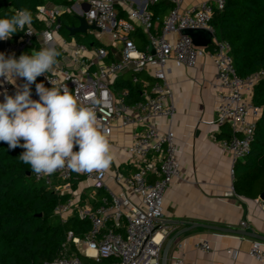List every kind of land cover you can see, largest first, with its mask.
I'll list each match as a JSON object with an SVG mask.
<instances>
[{"label": "built area", "instance_id": "1", "mask_svg": "<svg viewBox=\"0 0 264 264\" xmlns=\"http://www.w3.org/2000/svg\"><path fill=\"white\" fill-rule=\"evenodd\" d=\"M159 1L45 2L36 8L40 27L32 26L34 34L22 31L16 39L10 37L1 51L6 56L14 53L19 58L33 45L34 38L39 44L43 38L47 39L62 55L55 71L49 73L48 78L41 75L36 83L43 82L47 88L52 87L49 79L55 85L67 84L83 105H91L93 98L98 100L96 111L100 128L108 135L114 120H119L120 126L137 123L145 127L127 146L134 165V170L128 174L117 169L102 174H78L66 167L51 175L38 176L33 172L35 181L56 192L70 193L73 185L83 177L100 193L94 206H80L70 196L57 204L54 214L62 223L76 216L86 219L90 226L81 236L67 230L62 254L41 264H100L98 261L102 259L107 260V264H160L162 245L170 230L163 222V196L172 181L180 177L174 133L171 129L162 131L155 122L156 118H172L176 111L167 80L170 60L195 67L202 55L211 58L215 69L210 84L216 93L214 122L218 126L227 124L231 129L225 141L231 177L233 165L249 151L261 111L252 103L253 89L264 79V69L245 76L236 73L228 42L218 38L209 24L213 9L221 10L225 0H202L187 8L180 7L181 0H168L172 8L157 26L149 6ZM64 13L76 19L77 24L82 17L87 25H93L94 29L89 28L86 33L93 36L96 44L86 45L74 36L57 37L60 17ZM183 28L207 29L211 33L207 46L210 49L195 46L188 35L181 33ZM141 31L146 37L144 49L137 47L135 37ZM102 36H106L107 42H102ZM150 46L153 52L149 51ZM125 73H129L132 83L146 87L140 92L142 99L130 102L126 87L114 88L115 82ZM143 73L151 80H143ZM23 83L13 84L0 78V102L4 101L5 89L9 95H14L17 86ZM32 99H39L35 85L32 86ZM53 179L56 184L52 183ZM240 224L244 226L245 222L240 221ZM70 243L89 260L67 254ZM195 247L210 250L205 238L197 240ZM248 253L258 264H264L262 241L251 239Z\"/></svg>", "mask_w": 264, "mask_h": 264}, {"label": "crops", "instance_id": "2", "mask_svg": "<svg viewBox=\"0 0 264 264\" xmlns=\"http://www.w3.org/2000/svg\"><path fill=\"white\" fill-rule=\"evenodd\" d=\"M200 1L181 0L180 7L187 8ZM58 36L62 37L59 32ZM33 40L37 48H30V54L41 47L36 38ZM141 76L147 81L150 78L147 73ZM214 76L215 69L208 55L199 57L195 67H185L174 60L168 64L167 80L176 111L172 118H156L155 122L162 131L171 129L174 133L180 177L172 181L163 196V222L170 230L162 249L173 237L165 264H258L248 253L251 239H255L252 235L259 236L264 244L261 194L248 198L231 190L230 159L225 140L217 137L221 126L214 122L216 93L210 85ZM23 82L21 78L15 79L17 84ZM144 128L142 124L120 126L119 120L113 121L108 138L114 160L107 172L117 169L128 174L134 170L127 146ZM52 183L57 181L53 179ZM68 194L80 206H94L99 196L83 177ZM200 238L208 240L209 251L195 247Z\"/></svg>", "mask_w": 264, "mask_h": 264}, {"label": "trees", "instance_id": "3", "mask_svg": "<svg viewBox=\"0 0 264 264\" xmlns=\"http://www.w3.org/2000/svg\"><path fill=\"white\" fill-rule=\"evenodd\" d=\"M45 2L60 4L65 0H0V18L27 8L33 14L32 26L38 28L40 24L36 19V8ZM171 8L172 3L168 0H160L149 6L157 26ZM76 24V19L62 14L59 34L69 37L67 28ZM209 24L218 38L228 42L230 56L239 76L264 69V0H225L221 10L213 9ZM21 32L14 33L11 39H16ZM135 37L137 47L144 49V33H136ZM75 38L86 45L96 44L89 33L77 34ZM32 47L37 48L34 40L25 53L30 54ZM114 86L126 87L130 102L142 99L140 92L146 88L142 84L132 83L129 73L123 74ZM252 103L261 108L254 138L247 154L233 165L232 180L235 194L248 198H255L264 192V79L254 86ZM230 135V127L223 124L217 137L227 141ZM24 151L20 147L9 149L7 143L0 141V264H41L44 260L54 259L64 251L67 230L81 236L90 226L86 219L76 216L64 223L59 220L54 208L69 194L50 190L35 181L30 165L19 159ZM66 253L74 254L83 261L89 260L72 243L68 245ZM98 263L107 264L108 261L102 259Z\"/></svg>", "mask_w": 264, "mask_h": 264}, {"label": "clouds", "instance_id": "4", "mask_svg": "<svg viewBox=\"0 0 264 264\" xmlns=\"http://www.w3.org/2000/svg\"><path fill=\"white\" fill-rule=\"evenodd\" d=\"M32 25L33 14L27 8L0 18V41L20 31L32 35ZM61 55L45 38L39 50L19 58L0 52V78L13 84L15 78L24 81L14 95L6 89L2 93L0 141L9 149H25L19 159L38 176L65 167L78 174H102L110 168L114 155L108 133L100 128L96 111L99 101L93 98L91 105H83L67 84L55 85L49 79L52 87L47 88L43 82L36 83L41 75L48 78L55 71ZM33 84L38 100L32 99Z\"/></svg>", "mask_w": 264, "mask_h": 264}, {"label": "water", "instance_id": "5", "mask_svg": "<svg viewBox=\"0 0 264 264\" xmlns=\"http://www.w3.org/2000/svg\"><path fill=\"white\" fill-rule=\"evenodd\" d=\"M94 29L93 25H87L85 20L82 17L78 18V24L77 25H71L67 28L69 36H75L77 34H84L86 33L87 29ZM181 33L184 35H188L191 38L192 43L195 46H202V47H207L210 42H211V33L204 28H183L181 29ZM9 43V39L7 40H2L0 41V52L2 51L4 45ZM149 51L153 52L152 47H149ZM260 199L264 200V192L260 195ZM213 229H220V230H226V229H221L218 227H211ZM242 234L246 235L247 233ZM253 238L260 240L259 236L252 235ZM173 240V237H171L164 245L161 255H160V264H165L166 263V258H167V251L170 246L171 241Z\"/></svg>", "mask_w": 264, "mask_h": 264}, {"label": "rangeland", "instance_id": "6", "mask_svg": "<svg viewBox=\"0 0 264 264\" xmlns=\"http://www.w3.org/2000/svg\"><path fill=\"white\" fill-rule=\"evenodd\" d=\"M83 9H86V5H83ZM102 42H107L106 36L101 37Z\"/></svg>", "mask_w": 264, "mask_h": 264}]
</instances>
